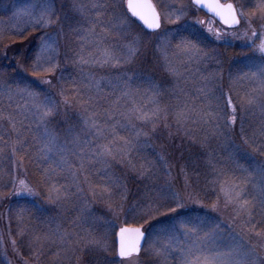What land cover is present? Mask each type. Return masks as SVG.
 <instances>
[{
  "label": "snow or ice",
  "instance_id": "1",
  "mask_svg": "<svg viewBox=\"0 0 264 264\" xmlns=\"http://www.w3.org/2000/svg\"><path fill=\"white\" fill-rule=\"evenodd\" d=\"M193 7L196 11L206 10L230 28L240 25L245 16L250 18L245 21L251 29L248 46L260 54L258 59L251 58L253 70L245 74L251 81L250 88L235 92V99L231 92L227 95L221 93L215 97V108L206 107L203 102L197 104L180 87L181 81L187 82L189 79L192 66L200 65L207 58V36L198 35L195 31H181L180 28L161 31L165 20L176 25H181L182 20L186 22ZM16 15L25 22V27L19 30L21 35L30 31L43 34L35 38L40 43L32 57L25 60L22 69L34 80L28 79V76L20 79L0 76V129L4 130L0 134V141L3 142L0 153L8 151L11 157L20 153L22 163L24 158H28L31 163L29 147L36 150L39 159L49 162L44 172L41 198L59 206L70 202L71 197L76 195L70 191L67 182L61 183L62 173H67L65 180L70 177L79 193L84 192L82 185L87 184L94 197L103 199L101 194H107L112 211L122 210L120 201L125 198L121 178L109 175L114 165L125 166L127 160L126 166L135 172V179L142 181L144 187L140 203L125 213L132 218L125 219L118 233H113L114 246L111 248L108 244L110 225L107 223L97 226L93 221L92 230L87 232H44L31 219H22L16 226L15 234L24 237L20 244L28 249L29 258H33V252L37 261L41 257L46 258L50 254L46 251L48 245L58 242L64 251H71L72 256L68 259L82 252L87 257L85 264H134L133 258L139 256L142 244L149 243L145 225L157 216H165L168 218L166 221L158 220L153 225L160 230L154 233L156 243L152 247V253L158 259H163L165 264H256L258 246L249 245L243 236L234 235L231 231L221 241L216 240L218 231L214 229L210 232L212 243L217 245L215 247L205 249L193 244L180 250L177 244L179 236L198 233L201 225L181 218L178 209L184 207V197L173 192L171 185L155 186L156 164L143 156V163L137 165L132 162V153L149 146L152 134L161 123L176 134H182V140L187 139L190 143L197 142L199 133L201 143L211 150L208 137L218 135L222 128L234 127L239 121L244 143L258 148L264 154V0H251L242 5L241 10L232 3L222 4L220 0H189L188 4L179 7L158 5L152 0H112L111 3L104 0H70V6L61 4L60 8H57V0H35L19 9ZM250 21H255L259 30L253 28ZM205 23L197 18L191 27L203 26ZM48 29H53L55 34L48 32ZM206 31L213 34L210 28ZM73 32L80 36L74 49V63L89 69H124L122 73H116L114 80H109L113 99L102 112L99 83L91 75L86 82L77 84L72 81L74 87L71 89L61 83L59 95L63 97L62 101L51 92V77L59 67L57 49L60 35L63 33L67 37ZM153 34L158 40L155 58L175 81V90L171 94L154 78L146 75L142 67L146 63L142 59L144 41ZM214 36L220 39V31L217 30ZM109 37L118 43H109ZM23 38L27 39V36ZM213 78L202 77L205 83L198 91L205 98L209 97ZM116 92H119V96L115 95ZM69 108L78 109V119L68 128L58 129V117H67ZM239 113L252 116L259 113L258 123L247 120ZM221 119L224 120L223 125L220 124ZM33 125L43 129V132L33 135V143L29 145L28 133ZM172 131H169V136ZM141 137L145 139L142 141ZM66 153L78 157L79 164L70 162ZM233 164L235 166L221 165L210 151L205 170L200 174L204 176L205 184H211L213 190L219 185L220 190L224 191L223 185L229 184L227 196L235 202L238 210L247 213L246 223L253 230L257 225L264 228V163L258 164L255 172L259 177V190H256L257 180L253 175L235 161ZM96 165L101 167L95 169ZM92 169H95L96 175H102L103 184H95L90 179ZM194 183L196 194L199 195V183ZM9 188L10 193L0 190V196L37 195L22 179L18 182L9 179L4 189ZM97 188L100 193H97ZM87 203L85 201V205ZM138 208L143 211H137ZM46 211L43 204H39L32 216L39 220ZM171 213L177 215L172 216ZM220 227L216 225V229ZM256 235L261 233L257 231ZM12 246L15 250V239L12 240ZM101 251L112 252L119 260L101 262L96 256Z\"/></svg>",
  "mask_w": 264,
  "mask_h": 264
},
{
  "label": "trees",
  "instance_id": "2",
  "mask_svg": "<svg viewBox=\"0 0 264 264\" xmlns=\"http://www.w3.org/2000/svg\"><path fill=\"white\" fill-rule=\"evenodd\" d=\"M231 1L234 2L237 7L240 5L239 8L242 5L251 2V0ZM193 10L194 14L190 13L189 17L186 18V22L185 20L181 21L182 27L181 25H176L175 29L180 28L181 31H195L198 35L203 34L205 36V30L202 29L201 26L197 25L195 28L191 27L194 19H199L201 16L204 17L203 13L196 11L194 7ZM109 19H111V17H109ZM254 24L257 26V23ZM242 28L243 25L236 32L241 31ZM24 35L27 36V39L23 38ZM38 36L39 35H32L31 33L26 32L20 36L21 39L18 41L13 42L9 39L10 44H8L9 41L7 43V39L5 37L4 39L6 40H0V76L16 77L17 79L28 76L27 71L22 69H24L25 60L32 57L34 52L37 50L40 42L35 38ZM221 37L218 40L215 38L214 34H212V37H207V58L200 65L192 66V71L188 74L189 79L187 82H180V87L185 89L188 97H190L197 104L203 102V105L206 107L211 106L212 108H215V97L219 96L221 93L227 95L232 91L231 89H233L232 95L233 98H235V92H239L237 91L238 89L235 88V85L239 81L240 77L243 76L241 71L245 70L247 62H252V57H256L257 59L259 58L258 53L251 49H247L246 43L248 40L246 38H232L230 42H227ZM79 40L80 36L75 32L70 33L67 37L65 36V42H67L69 47H71L72 55L68 54V58L66 56V62L63 60V58L58 60L59 67L56 69L55 74L51 77L53 80L51 92L56 95L58 100L62 101L63 97L59 95V87L61 83H63L66 88L71 89L74 87L72 81H76L77 84H79L81 81L86 82L88 77L91 75L99 83L98 95L100 97V104L102 106L100 111L102 112L103 108L107 107L113 99L111 95L113 89L112 85L109 83V80H114L116 73H122L124 69L115 68L116 71L112 72V68H110L111 70L108 68L98 70L97 68H82V66L77 65L73 62V58L75 55L74 49L77 48ZM116 41V39L109 37V43L115 44ZM7 47L13 49L8 50L9 52L13 53L11 55L8 54L10 56L5 58L2 56L5 48ZM22 47L23 49H21ZM26 50H29V52L27 53ZM152 50L154 51V49L151 47V51ZM151 51L150 46L148 44L145 45L144 56L142 59H144L146 63L143 64L142 67H144L146 70V75L154 78L157 84L162 85L164 88L166 86L168 88L169 85V88L165 89L171 94V91L175 90V81L161 66V63L155 58L156 55H154V52ZM151 53L153 54L152 58ZM129 75H131V73H129ZM206 76L214 77L210 81L212 87L208 98H205L198 91V89L205 83L202 77ZM28 79L34 80V78L31 76H28ZM40 87L47 88L48 86L40 85ZM115 95L119 96V92H116ZM172 102H175V97L172 98ZM77 113V108H69L67 117L64 115L58 117L56 127L58 129L68 128L78 119ZM258 120L259 118L255 117L253 120L251 119V121L254 123H258ZM65 121H67V123ZM220 124H224L223 119H221ZM3 131V129H0V134H3ZM169 131L172 130L165 128L163 123L158 125L155 132L152 134V138L149 141V146L141 147L138 152L133 151L132 162L138 165L143 163L142 157L147 156L153 161V163L156 164L155 171L157 179H173L174 181L172 186H174V188L178 187L179 181L180 184L182 181H185L184 179H191L190 184L191 186H194L196 179L204 177L200 173H203L205 170V166L207 164V154L210 151L217 161L220 159L221 165H225L224 163H227L226 160L228 161L229 157L226 155V147L229 144H232L228 140V136L233 135L227 128L220 129L218 135H210L208 137V143L211 145V150H209L204 143H201V136L199 133H197V142L190 143L187 139L182 140V134L178 135L174 131H172V135L169 136ZM42 132L43 129H38L35 125H33L31 132L28 133L29 145L33 143L31 137L33 135H41ZM143 139L145 138L141 137L142 141ZM0 147H3L2 141H0ZM37 147H39V145ZM29 153L32 156L31 163H29L28 158H24L22 163L20 153H17L15 157H11L10 152L8 151L5 153H0V190L8 191L9 193L11 192L10 188L4 189V185L8 183L9 179H31L29 180L30 183L28 184L31 186L33 183H36V185L39 186L37 190L41 192L42 182L45 179L44 172L48 169L49 162L39 159L38 152L32 147H29ZM66 156L70 162L76 165L79 164L80 161L78 157L71 155V153H66ZM236 156L244 166L247 158L245 160H241V154L239 153H236ZM157 160H159V163H156ZM126 165L127 160H125V166H121L120 164L114 165V167L109 170V175H113L114 173V176L120 177L125 182L122 184L124 187H126L125 189L127 192H131L136 189L137 186L139 188L138 184L140 182L139 180L135 179V172L131 171ZM100 167V165H96L95 169ZM95 169H92L93 174L90 179H94L95 181L99 180L102 182V175H96ZM165 173H168V175H165ZM65 177H67V173H62L61 183ZM67 179H70V177ZM31 187L34 189L33 186ZM137 194L138 192L136 195ZM0 197L6 199L4 205L0 204V214H2L4 211H7V221L11 225L12 237L19 243V247L21 248H23V246H21L20 241L21 239H24V237L16 235L15 233L17 231L16 226L19 222H21L22 219H31L32 223L36 227L42 229L44 232L52 231V228L56 226H60L59 228H62L64 232H67L64 229H67L66 225L69 224V221L74 220L75 217L79 215V210L76 208V205L80 207L81 201L79 197L73 195L70 202L64 203L63 206L56 205V208H51L48 204L46 214L44 213L41 219L37 220L32 216V212H34L36 208L33 206L31 198L27 195L13 196L9 194ZM128 200L127 203L131 201L130 197H128ZM108 204L110 206L109 202ZM33 207L35 209H32ZM29 210L32 211L30 212ZM187 210L189 211L191 209L188 208ZM187 210H180L178 213L181 215V217L186 218ZM128 218L130 220L132 217L130 216ZM78 224L80 225L82 223L78 222ZM61 225L65 226L62 227ZM1 243L2 240L0 237V244ZM2 247L3 246L0 245V264H7L1 255ZM26 257L27 254L25 255V258ZM66 259H63L60 263L65 264ZM56 260L57 258L54 259L49 256V262L54 263Z\"/></svg>",
  "mask_w": 264,
  "mask_h": 264
},
{
  "label": "rangeland",
  "instance_id": "3",
  "mask_svg": "<svg viewBox=\"0 0 264 264\" xmlns=\"http://www.w3.org/2000/svg\"><path fill=\"white\" fill-rule=\"evenodd\" d=\"M154 3L160 5H168V6H174L179 7L181 4H188L189 0H152ZM248 1V0H246ZM35 2V0H0V37L4 39V37L7 39V43L9 39L13 42L18 41L21 39L20 29L25 27L24 20L17 17L16 13L19 9L27 6L28 4ZM106 3H111L112 0H104ZM119 2V0H117ZM223 2H231V0H223ZM61 4H64L65 6H70V0H57V8H60ZM240 6V5H239ZM238 10H241V7ZM174 10V8H173ZM245 11H247L245 9ZM194 13V10L192 9V12ZM190 13L187 17H189ZM109 17H111V13H109ZM199 19L206 20L205 25L201 26L202 29L205 31V36L212 37V34H209L206 29H211L212 33L214 34L217 30L221 32V38H224L227 42H230L232 38H246L248 42L246 43L247 49H251L254 52L258 53L255 48H250L248 45L250 44L249 37L251 36V29L247 27L246 20H250L247 16L242 18L243 21V28L241 31L238 32H230L225 29H223L221 26H219L215 21L211 19H207L205 17H200ZM183 21V20H182ZM252 22V27L257 28V26L254 24L255 21ZM256 26V27H255ZM176 24H169L166 20L163 21V27L161 31H164L165 29H172L175 30ZM257 30H259L257 28ZM48 32L52 33L53 35L55 32L53 29H48ZM58 31V29H57ZM26 33V32H25ZM27 33H31L32 35H42L43 33L40 31H30ZM247 33V35H245ZM5 34V36H4ZM174 34V33H173ZM7 36V37H6ZM4 39V40H6ZM6 42V41H5ZM145 45L150 46L154 49L151 52H154V55H157L155 49L156 45L158 43L156 34H153L149 38H145L144 41ZM117 43V41H116ZM257 44L259 41L256 42ZM10 44V41L9 43ZM9 48V49H8ZM147 48V47H146ZM23 49V47L21 48ZM145 49V47H144ZM8 50L10 47L5 48V51L3 52L2 57L10 56L12 53ZM58 55L57 59H62L66 62V56L68 58V54L72 55L71 53V47H69V44L65 42V35L61 33L59 38V44H58ZM28 53L29 50H26ZM5 53L7 55L5 56ZM10 54V55H8ZM53 55H56V53H53ZM258 55H260L258 53ZM153 57V54L151 53V58ZM95 69V68H93ZM98 70H101L97 68ZM111 70L110 68H108ZM252 62H247L245 66V70L241 71V74L243 75L240 77L239 81L236 83L235 88L238 89L237 91L243 92L244 90H248L251 86V81L245 77L246 73H250L252 71ZM116 71L115 68H112V72ZM167 88V86L165 87ZM169 88V85H168ZM167 88V89H168ZM166 90V89H165ZM233 91V89H231ZM241 90V91H240ZM231 91V93H232ZM230 93V92H229ZM235 99V98H234ZM239 115L244 116L247 120L251 119L253 120L255 118H259V113L256 114V116H252L248 113H239ZM247 127V125H246ZM233 135L228 136V140L232 143L229 144L226 148V155L229 157L228 161L226 160L228 165L234 166L233 161L238 163L242 168L246 169L249 174H252L253 177L257 180L256 190H259V177L255 175L256 169L258 164L264 163V154H262L258 148H254L248 144H245L240 133V126L239 121L234 127L227 128ZM229 142V143H230ZM236 153L241 154V160H245L247 158V161L243 164L240 160H238V157L236 156ZM220 162V159H219ZM221 164V163H220ZM248 166V167H246ZM114 174V173H113ZM81 179H83L81 177ZM17 182L21 179H15ZM25 180L27 185L29 187L33 186L34 191L37 193L35 197H30L31 202L33 206L36 208L39 204H43L44 208L47 210V205L49 204L51 208H56V204L49 203L47 200L42 199L40 195V191L37 190L39 188L36 183H33L31 186L28 184L30 183L29 180L31 179H22ZM95 184H103L104 180L101 182L99 180L95 181L94 179H91ZM185 181H182V183L178 184V187L174 188L172 186L173 179H156V187H162L167 185H171V190L173 192H176L184 197V207L178 209L180 210H187L188 208L191 210H187V217L186 219L191 220L194 224L201 225L198 233H192L191 235L185 236L180 235L177 241V244L180 247V250H183L186 246H192L193 244L197 247H203L205 249H209L212 247L217 246L216 244L212 243V237L209 235L210 232H212L214 229L219 232V235L216 236L217 241H221L222 237L226 236L229 231H231L234 235L239 234L245 238V240L249 243V245H257L258 246V256L256 257V264H264V228H261L259 225H257L256 229L253 230L251 225L246 223L248 220V215L246 212L238 210L235 202L227 196V192L229 189V184L225 183L223 185L224 191L220 190V186L217 185L216 189L213 190V187L211 184H205L204 177H200V179H196V182L199 183L200 188V194H196V185L191 186L190 181L191 179H184ZM123 180L120 179L121 183H125ZM67 182L69 185V189L71 192L76 193V196L79 197L80 201V207L76 205V208L79 210V215L75 217L74 220L69 221V224H65L67 226L66 230L67 232H87L92 230L91 225L93 221L96 222V225L99 226L101 224H109V239L108 244L109 247L114 246V240H113V233H117L119 227L124 223L125 219H129L126 216L125 213L129 211V209L133 208L137 204L140 203V194L143 192V182L139 181L140 183L139 188L137 186L136 189H134L131 192H127L125 189L126 187H123L122 189L125 198L120 201L122 205V210L120 211H112L110 210V206L107 201V194H101L103 196V199L94 197L91 192L89 191L88 185L83 184L82 187L84 188L83 193L77 192V189L74 185L71 183V179H64L62 183ZM151 183V182H149ZM126 185V184H125ZM182 185V186H181ZM137 190V191H136ZM184 190V192H183ZM97 193H100V189H96ZM138 194L136 195V193ZM207 193V195H205ZM129 194V195H128ZM128 197H130L131 201L127 203ZM5 198L0 197V204L4 205ZM128 200V201H127ZM85 201H87V205H85ZM215 204L216 207H212V205ZM32 209H35V208ZM86 208V210H85ZM137 211H143V209H137ZM46 214V212H45ZM57 214V213H56ZM170 215L176 216L177 213H171ZM7 211L2 212L0 214V237L2 240V251L1 255L2 258H4L5 262L7 264H61L60 262L63 259H66L65 264H85V260L87 257H85L82 252H77L75 256L72 257V259H68L69 256H72L71 251H64L63 247L59 245V243H52L49 244L47 247V252L50 254L47 255V257H41L39 261L35 259V252L32 253L33 258L30 259L28 255V249L26 247H19V243L17 242V247L14 250L12 246V240L14 238L12 237V231H11V225L7 221ZM59 217V216H57ZM73 217V216H72ZM71 217V218H72ZM182 219H185V217H181ZM168 218L165 216H157L154 219L150 220V223L145 226L147 229V235L149 238V243L146 245L143 253L138 256L134 257L133 261L134 264H165V261L163 259H158L157 256H155L152 253V247L156 243V237L154 236V233L159 231V227H153V225L157 224L158 220H167ZM78 222H81L82 224H78ZM203 222V224L201 223ZM219 224L221 227L219 229H216V225ZM65 225H61L62 227ZM60 226H56L52 228V231H59L64 232L62 228H59ZM259 231L261 235H256V232ZM22 251V252H21ZM55 253H59V255H55ZM27 254V257L25 258V255ZM173 254H175V249L173 250ZM255 255V254H254ZM49 256L52 258H57V262L54 263L49 262ZM97 259L101 262L103 261H113V260H119L117 256H115L112 252H105L101 251L96 253Z\"/></svg>",
  "mask_w": 264,
  "mask_h": 264
},
{
  "label": "water",
  "instance_id": "4",
  "mask_svg": "<svg viewBox=\"0 0 264 264\" xmlns=\"http://www.w3.org/2000/svg\"><path fill=\"white\" fill-rule=\"evenodd\" d=\"M152 2H153V1H152ZM153 3H154V2H153ZM220 3L226 5V4H228V3H232V2L223 3V2L220 0ZM232 4H234V3H232ZM234 5H235V4H234ZM235 6H236V5H235ZM236 8H237V7H236ZM200 11H202V12H204L206 15H208V16L214 18L211 14L207 13L206 10H200ZM214 19H215L219 24H221L223 27H225V28H227V29H229V30H236V29L240 28V26H241V24H242V20H241L240 25H238V26L235 27V28H230V27H228L227 25H224L223 23H221V22L219 21V18H214ZM117 233H118V231H117ZM144 248H145V245L142 244V250H141L139 256L143 253ZM117 257H118V256H117ZM118 258H119V257H118Z\"/></svg>",
  "mask_w": 264,
  "mask_h": 264
}]
</instances>
